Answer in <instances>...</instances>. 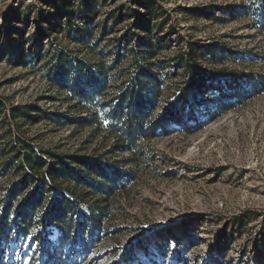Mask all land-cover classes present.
Masks as SVG:
<instances>
[{
  "label": "rangeland",
  "instance_id": "obj_1",
  "mask_svg": "<svg viewBox=\"0 0 264 264\" xmlns=\"http://www.w3.org/2000/svg\"><path fill=\"white\" fill-rule=\"evenodd\" d=\"M54 1L68 13L90 10L93 24L111 25L112 13H123L102 45L132 26L135 17L126 12L144 10L131 0H0V149L20 137L39 150L100 156L125 171L124 186L104 204L109 214L84 264H117L124 246L141 235L147 243L156 239L169 246L151 250L153 258L137 250L133 264H264V34L254 28L251 11L260 0H149L158 13L149 21L159 23L170 39L161 57L186 51V42L195 44L201 65L221 78L203 90L230 92L224 76L232 72L244 95L226 107L208 104L209 116L198 106L199 124L190 129L171 124L167 134L144 141L139 161L127 164L130 156L92 122H75L87 113L51 88L37 63L20 62L21 47L24 52L33 46L36 27L46 25L41 11H52L44 3ZM54 35V44L96 60L85 46L67 43L59 32L49 37ZM45 36L37 38L44 50ZM181 74L176 70L169 86L177 85ZM251 79L254 84L248 85ZM172 93L168 89L164 97ZM21 108L54 112L58 122L38 113L23 117Z\"/></svg>",
  "mask_w": 264,
  "mask_h": 264
},
{
  "label": "trees",
  "instance_id": "obj_2",
  "mask_svg": "<svg viewBox=\"0 0 264 264\" xmlns=\"http://www.w3.org/2000/svg\"><path fill=\"white\" fill-rule=\"evenodd\" d=\"M131 3L144 11L126 12L125 16L135 17L132 26L104 45L101 42L114 32L116 20L123 13L110 14L111 25L104 20L93 24L90 10L74 14L68 13L63 3H44L53 6L52 11L40 13L46 25L36 27L34 45L25 53L21 47L19 56L22 64L37 63L51 88L69 95L81 106L87 117L75 122H92L112 139L114 148L130 156L124 159L125 164L139 161L144 141L157 133L167 134L171 124L188 129L199 124L198 106L203 105L202 110L209 116L204 109L208 104L226 107L244 95L232 72L224 76L230 92L221 90L210 95L203 90L218 84L221 78L218 72L201 65L195 44L186 42V51L172 58L161 57L170 39L166 33L161 34L162 26L153 22L158 17L151 18L158 14L156 7L149 0ZM251 11L254 28L264 34V0ZM58 32L67 43L88 48L96 60H85L71 49L54 44L55 35L49 36ZM45 34L46 50L37 40ZM178 69L182 71L179 83L169 86ZM253 81H247L248 85ZM168 89L173 93L164 97ZM23 112L26 118L38 113L48 120H58L56 113L46 109ZM124 172L100 156L39 150L20 137L10 141L0 149V178H8L7 184H0V264H84L108 217L104 204L124 186ZM83 203L88 205L83 207ZM142 239L138 236L124 246L117 264H133V260L138 263L137 250L153 258L151 250L169 246L156 239L149 243ZM76 247L79 251L74 253Z\"/></svg>",
  "mask_w": 264,
  "mask_h": 264
}]
</instances>
